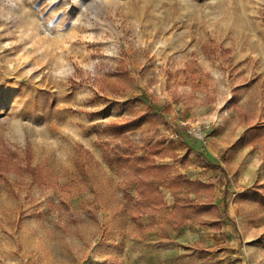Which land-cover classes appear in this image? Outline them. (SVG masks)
<instances>
[{
	"label": "rangeland",
	"instance_id": "rangeland-1",
	"mask_svg": "<svg viewBox=\"0 0 264 264\" xmlns=\"http://www.w3.org/2000/svg\"><path fill=\"white\" fill-rule=\"evenodd\" d=\"M0 264H264V0H0Z\"/></svg>",
	"mask_w": 264,
	"mask_h": 264
},
{
	"label": "trees",
	"instance_id": "trees-1",
	"mask_svg": "<svg viewBox=\"0 0 264 264\" xmlns=\"http://www.w3.org/2000/svg\"><path fill=\"white\" fill-rule=\"evenodd\" d=\"M248 135V131L246 132L245 138ZM25 170L27 171L28 174H30L32 177L35 176L37 169L35 167H32L31 164H27L25 167ZM256 185V184H255ZM255 185H253V187H255ZM211 206V204H197L195 202H189V204H187V208H190L194 211H201V210H207L209 209Z\"/></svg>",
	"mask_w": 264,
	"mask_h": 264
},
{
	"label": "built area",
	"instance_id": "built-area-1",
	"mask_svg": "<svg viewBox=\"0 0 264 264\" xmlns=\"http://www.w3.org/2000/svg\"><path fill=\"white\" fill-rule=\"evenodd\" d=\"M194 133H195L196 135H198V136L200 135V134H198L197 132H194Z\"/></svg>",
	"mask_w": 264,
	"mask_h": 264
}]
</instances>
